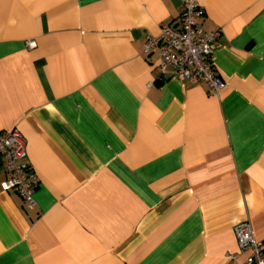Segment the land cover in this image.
I'll return each mask as SVG.
<instances>
[{
	"label": "crops",
	"instance_id": "obj_1",
	"mask_svg": "<svg viewBox=\"0 0 264 264\" xmlns=\"http://www.w3.org/2000/svg\"><path fill=\"white\" fill-rule=\"evenodd\" d=\"M181 4L0 0V132L38 178L28 207L0 163V264H227L241 221L264 248V0H198L217 94L143 52Z\"/></svg>",
	"mask_w": 264,
	"mask_h": 264
},
{
	"label": "built area",
	"instance_id": "obj_2",
	"mask_svg": "<svg viewBox=\"0 0 264 264\" xmlns=\"http://www.w3.org/2000/svg\"><path fill=\"white\" fill-rule=\"evenodd\" d=\"M201 14L198 0H182L178 19L161 25L157 35H147L143 52L156 50L162 72L171 68L172 74L180 80L201 82L209 94H217L225 86L212 59L219 32L204 31L197 23V17ZM27 46L33 48L35 42L28 41ZM26 155L25 139L18 129L0 132V163L7 173L2 187L17 192L26 205L32 207L38 178L25 163ZM233 231L239 252L229 253L227 264H264L262 242L255 237L250 223L238 222ZM239 254H245V258L239 260Z\"/></svg>",
	"mask_w": 264,
	"mask_h": 264
}]
</instances>
